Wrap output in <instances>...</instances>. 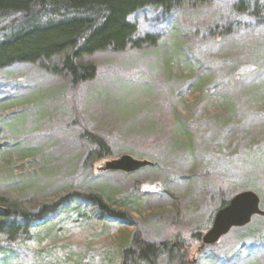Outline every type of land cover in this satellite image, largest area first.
Segmentation results:
<instances>
[{
  "label": "rangeland",
  "instance_id": "rangeland-1",
  "mask_svg": "<svg viewBox=\"0 0 264 264\" xmlns=\"http://www.w3.org/2000/svg\"><path fill=\"white\" fill-rule=\"evenodd\" d=\"M233 2L168 16L136 12L138 33L159 32L157 44L94 53L86 60L96 75L75 86L36 64L1 71L3 194L35 210L69 192L113 190L139 206L112 205L126 213L125 224L57 214L51 232L19 239L20 254L0 264H120L135 231L172 248L175 256L160 254L159 264H264L262 216L198 251L222 198L252 190L264 208V24L244 17L230 34L207 35ZM83 127L111 142L110 159L128 154L152 164L98 171L102 162L84 161Z\"/></svg>",
  "mask_w": 264,
  "mask_h": 264
},
{
  "label": "trees",
  "instance_id": "trees-1",
  "mask_svg": "<svg viewBox=\"0 0 264 264\" xmlns=\"http://www.w3.org/2000/svg\"><path fill=\"white\" fill-rule=\"evenodd\" d=\"M214 1L0 0V73L14 64H36L54 75L68 78L73 86L81 84L97 73L95 65L86 60L94 53L120 52L157 44L161 38L159 32L138 33L137 25L130 19L136 12L153 8L168 16L184 6L208 5ZM228 10L229 16L221 23L213 22L207 35L230 34L244 17L255 24H264L263 0H234ZM232 15L235 18L231 20ZM216 28L219 29L217 32ZM4 128L0 122V149L4 148ZM78 137L87 147L84 161L89 166L104 162L115 153L106 137L86 127ZM227 202L222 198L216 211ZM112 205L131 207L135 211L139 206L135 201L116 200L113 190H99L69 192L34 210L0 191V261L7 263L20 254L14 246L19 239L27 244L32 239V232L41 229L51 232L48 225L60 213L71 212L78 216L76 219L86 218L96 223H128L126 213L113 209ZM200 235L194 234L195 239L199 240ZM176 251H182L179 244ZM163 253L175 256L167 242L155 243L135 231L121 251L120 264H159V256ZM184 255V252L179 255L182 262Z\"/></svg>",
  "mask_w": 264,
  "mask_h": 264
},
{
  "label": "water",
  "instance_id": "water-1",
  "mask_svg": "<svg viewBox=\"0 0 264 264\" xmlns=\"http://www.w3.org/2000/svg\"><path fill=\"white\" fill-rule=\"evenodd\" d=\"M151 164L148 160H140L128 154H122L117 158L102 162L97 170L132 173ZM255 216L264 217V208L260 205L259 195L252 190L234 194L224 207L215 212L210 227L201 236L198 251L204 246L217 243L230 230L248 225Z\"/></svg>",
  "mask_w": 264,
  "mask_h": 264
}]
</instances>
